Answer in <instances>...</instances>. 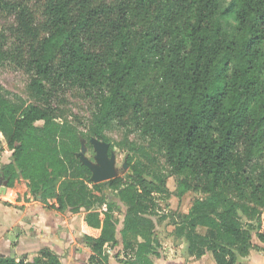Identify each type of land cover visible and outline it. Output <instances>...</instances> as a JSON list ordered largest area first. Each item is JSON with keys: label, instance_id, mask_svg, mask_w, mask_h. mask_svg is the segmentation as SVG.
<instances>
[{"label": "trees", "instance_id": "trees-1", "mask_svg": "<svg viewBox=\"0 0 264 264\" xmlns=\"http://www.w3.org/2000/svg\"><path fill=\"white\" fill-rule=\"evenodd\" d=\"M4 10L20 36L15 59L7 57L26 74L34 103L14 101L0 86V135L11 152L0 183L25 181L35 201L59 213L84 210L89 264H108L121 206L122 245L134 252L128 263L152 264L155 196L190 191L203 196L173 223L190 257L236 264L252 231L264 244V218L251 226L239 217L250 203L264 210V0H0ZM64 87L90 102L87 133L57 120L50 97ZM115 125L155 143L168 175L147 176L127 155L129 173L90 189L91 172L76 157L81 140L107 142ZM0 264L62 263L43 248L29 261L0 256Z\"/></svg>", "mask_w": 264, "mask_h": 264}, {"label": "rangeland", "instance_id": "rangeland-1", "mask_svg": "<svg viewBox=\"0 0 264 264\" xmlns=\"http://www.w3.org/2000/svg\"><path fill=\"white\" fill-rule=\"evenodd\" d=\"M38 22L41 24L42 20L38 19ZM19 45L20 36L17 33L15 17L9 14L6 10L0 11V54H4L6 57L5 62L0 64V86L8 92L10 99L15 101L18 98L21 101H25L26 103H34V100L27 93V76L24 71L18 67L17 63L13 61L17 55L15 49ZM7 56H12L14 59H9ZM50 104L52 108L57 110L56 114L58 121H69L75 124L81 132H88L90 125L89 111L91 104L83 93L70 87L57 88L50 97ZM38 125H41V123H38ZM104 137L107 139V142H100L106 144L107 146L106 155L108 159H113L114 176H112V179L122 177L126 173L130 172V168L126 164L127 155L131 156L134 162L141 164V169L145 171L147 176L168 175L163 151L160 150V148L155 143L149 142L148 146V140H143L132 125H127L126 127H119L115 125L104 132ZM134 144H140L142 146V153H137L133 150L135 146ZM1 147L2 146L0 143V167L3 164H6L8 158V154H6ZM76 157L82 161L86 160L91 164L92 167L98 166L96 162V151L90 140L88 142L84 139L81 140V150L76 155ZM62 183L63 181L61 179L56 180L55 188L57 192H60ZM94 184V182L90 181L88 185L89 188L92 189ZM166 185L169 191L174 192L177 188L176 178L172 176L169 177L167 179ZM103 192L106 193V195H112L111 198L114 199V194L110 189L106 190V188H104ZM94 193L96 195H103L99 192ZM202 196L203 195L201 193L190 191L187 193V195H185L186 198L182 206L177 204V198L174 196H155L157 199L158 209L157 213L154 217H152V219L157 222L158 225H160L161 229H164L165 231L163 233L160 232V236L164 239L165 237H169V233L167 231L171 230L174 232V217L177 214H182L184 211L186 212L189 204L192 203L196 198H202ZM254 210L256 211V215L251 216V213ZM124 211L125 208L121 206V212L115 214V218L117 219L118 223L122 221ZM239 217L243 225L254 226L257 217L264 218V210L257 208L253 203H250L246 206V212H239ZM74 219V232L81 233L80 219H82V217L78 216V218ZM119 227L120 225H118V227L116 226V234ZM83 235L84 234L80 236L79 240L75 239V243L72 242L69 245V248L67 249L69 253L76 247H82V245L86 246L83 242ZM252 237L253 240L256 241L253 231ZM164 245L165 242L162 241L160 246H158V253L160 256H162L160 259L166 257L164 256V253L166 252L167 247ZM257 252L258 251L253 250V255H257L255 254ZM179 255L181 256V254ZM127 259V257L123 256L118 260L119 262H121V260L126 262ZM87 264L89 263L87 262Z\"/></svg>", "mask_w": 264, "mask_h": 264}, {"label": "crops", "instance_id": "crops-1", "mask_svg": "<svg viewBox=\"0 0 264 264\" xmlns=\"http://www.w3.org/2000/svg\"><path fill=\"white\" fill-rule=\"evenodd\" d=\"M0 143L2 150L8 154L6 162L8 163L11 152L7 149L2 136H0ZM185 195L181 199L177 198V204L180 206L183 205ZM191 205L192 203L189 204L187 211L182 214H187ZM78 216L82 217L80 219L81 233L74 232V218H78ZM85 218L86 213L84 210L73 214L69 212L59 213L56 210L49 209L46 205L33 199L28 193L25 181H15L12 187L6 186L2 190L0 197V256L11 257L16 260L26 258L29 261L37 256L41 249L47 248L60 257L62 264H87V259L91 255L88 247L82 245V247H76L70 253L67 250L72 242L75 243V239L79 240L80 236L87 232L83 225ZM122 221L117 224V227L120 225L116 234L117 246L104 252L108 258V264H129L128 261L133 259L132 254L134 252L125 250L122 245L120 236ZM153 222L157 246L155 247V254L150 256L152 264H213L208 254L200 258L190 257L187 254L185 242L176 240L173 231L168 230L169 237L162 238L160 232H165L164 229H161L160 225L154 220ZM195 232L205 235L206 228L197 227ZM162 241L165 242L164 246L167 249L164 253L166 257L160 259L162 256L158 253V246ZM251 244L248 255L245 257L237 256L236 264H264V244L257 239L254 241L253 237ZM253 250L258 251L255 253L257 255H253ZM121 256L128 258L126 262L122 260L119 262L118 259H121Z\"/></svg>", "mask_w": 264, "mask_h": 264}, {"label": "water", "instance_id": "water-1", "mask_svg": "<svg viewBox=\"0 0 264 264\" xmlns=\"http://www.w3.org/2000/svg\"><path fill=\"white\" fill-rule=\"evenodd\" d=\"M90 141L96 151V162L98 166L92 167L91 164L86 160H80V162L86 167H88L91 172L90 181L97 184L111 180L112 176H114L113 159L109 160L106 155V144L96 139H90ZM5 186L6 183L4 184L3 188H5Z\"/></svg>", "mask_w": 264, "mask_h": 264}, {"label": "built area", "instance_id": "built-area-1", "mask_svg": "<svg viewBox=\"0 0 264 264\" xmlns=\"http://www.w3.org/2000/svg\"><path fill=\"white\" fill-rule=\"evenodd\" d=\"M3 187H4V184L3 183H0V197L2 195V190L4 189ZM5 188H6V186H5Z\"/></svg>", "mask_w": 264, "mask_h": 264}]
</instances>
